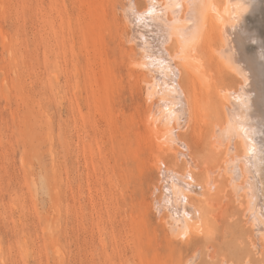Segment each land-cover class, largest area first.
Segmentation results:
<instances>
[{
  "label": "rangeland",
  "instance_id": "374dc122",
  "mask_svg": "<svg viewBox=\"0 0 264 264\" xmlns=\"http://www.w3.org/2000/svg\"><path fill=\"white\" fill-rule=\"evenodd\" d=\"M123 1L0 0V264H187L193 255H200L197 264H210L205 252L209 244L218 251L216 264L223 256L239 263L250 258L253 264H264V256L251 250L252 257L249 251L247 255L249 242L244 237L240 241L239 233L246 232L249 240L252 229L246 221L248 212L238 205L236 191L227 179L219 181L215 192L195 182L192 193L182 190L190 203L199 204L206 198L203 204L212 223L211 241L181 221L180 215L175 217L179 209L174 211L178 207L168 194L173 192L172 184L188 174L185 171L205 185L212 172L217 175L218 165L229 159L225 148H211V124L223 117L219 102L213 107L220 113L212 108L209 114L210 106L205 119L200 118L196 103L206 102L210 90L218 89L220 83L236 86L239 79L231 71L220 70L221 60L214 49L219 43L211 37L212 45H205L201 33L205 49L200 47L198 54L204 61L208 58L205 65L211 71L200 68L195 58V67L190 66L183 76L184 83H191L192 108L199 109L191 108L190 115L186 109L185 114L175 111L176 119L180 113V123L171 119L172 125L182 128L189 122L185 130L168 126L171 133L176 130L173 139L172 134H164L168 138L161 139V147L153 145L149 115L161 117L165 111L157 114L162 101L154 112L146 102L149 91L144 80L149 70L142 64L145 51L136 45L135 23L130 19L134 12L145 11L149 2L125 0L124 6ZM197 93L201 101L196 100ZM187 116L192 118L184 121ZM179 151L187 155L180 159ZM160 164L164 169L167 165L164 172ZM208 167L215 168L211 174ZM167 169L177 170L181 178ZM163 175H170V180L164 181ZM166 206L170 211L162 209ZM171 219H177L175 225L180 226ZM173 226L179 231L175 233ZM171 229L175 235L187 230L190 236L175 237ZM233 244L245 247H241L245 258ZM230 247L241 260L237 253L232 255Z\"/></svg>",
  "mask_w": 264,
  "mask_h": 264
},
{
  "label": "bare ground",
  "instance_id": "6f19581e",
  "mask_svg": "<svg viewBox=\"0 0 264 264\" xmlns=\"http://www.w3.org/2000/svg\"><path fill=\"white\" fill-rule=\"evenodd\" d=\"M127 1H129V0H127ZM124 2H126V1L124 0L122 5H124ZM148 2H149V5H147L148 7L145 11L137 12L134 9L136 11V13L133 11L135 15L134 14L132 15L133 12L130 13V15L133 16V18H131L129 16V14H128V16L135 23L134 28L136 30V33H135V31H133V32L137 35L136 36L137 40L136 39L135 40L138 43L136 45L142 46V49H144V51H145V55L143 57V59H145V60H143V61H145V63H142V64L144 65L145 68L146 67L148 68V70H149L148 73L150 72L149 76H148V73L146 71L145 76H147V77H145V78H147V82H146V79L144 80L145 83L148 84V85L146 84V87H148V89H146V90L149 91V92H147L148 94L146 93V95H149L148 101H146V102H149L150 105H153V107H154L153 112H154V109H157V107L155 105L158 104L157 106L159 108V106H160L159 103H161L160 101L163 102V104L161 105L162 108L160 106L162 111L160 109L159 110L157 109L158 113L155 111L157 114H159L160 112L163 113L164 111L167 113V111H169V114L168 113L166 114L167 117L165 116V112L163 114L165 117L161 113H160L161 117H160V115H156L155 113L152 114L151 117L149 115V120H148L149 123L148 124L151 126L152 132H151V130H148V129H147V131L148 132L150 131L151 133H153V135L150 134V138L153 139V140L151 139L152 140L151 142L154 143L153 145H157L158 148L161 147L160 142L164 141L161 139L168 138V137L164 138V134H167L166 136H169L170 134H172V136H171L172 138L171 137L170 138H171V140L173 139V133H175L176 130H173V132L171 133L170 130L172 128L169 130L168 126H169V128L174 126V125H172L173 120H171V119H174L177 121L180 118L179 115L181 113V110L186 109L188 114L190 115L191 112L193 111L192 109H195V108L199 109V107H194V106L192 108V105H195V104L192 102L193 99L191 101L192 96L190 93H192V92H190V91L192 89L189 91L190 86L188 87V85H190L191 83H190V81L188 82V80H187L188 85H187V83H184L183 82V76H184V74H187L189 72L188 68L190 66H192V63L195 64L196 60H197V62L200 60L199 62L201 63V65L198 62L199 67L200 66L204 67L207 72L211 71L210 67L205 65V63H206L205 61L208 58L206 57V59L204 61L202 55L198 54V53H200V51H199L200 47H201V49H205L204 44H202V42H204L205 39L207 40V42L205 41L206 42L205 45H208V43L212 42L210 40L211 37L216 38L217 42L219 43V47L218 48L213 47V48L215 50H217V52L219 54V55L217 54L218 55L217 60L218 61L221 60V61H219L221 63L220 66H222V67H219L220 70L222 69V72L223 71L224 72L231 71L229 73L232 74V72H233L237 76V78L239 79V83L236 86H235V84H236L235 83L233 86L227 87V85H225V86L222 85V83H223L222 82L219 84L220 87H217L218 89L213 87L208 94V100L206 99L207 100L206 102L204 100L202 102L203 103L202 105L200 103H199V105H198V103H196V102H198L196 100H200V101L202 100L200 98L201 96L199 97V93H197L198 96L196 95V97H199V99L197 98L195 100L196 101L195 103L197 104V106H200L201 110H199L200 111L199 114H200L201 119H205V116H206L205 114H207V112H209L208 109L210 106L211 107H210L209 114L211 113L212 108L215 110V108L213 106L217 105V103H216V105H213V104L215 102H219V105L221 106L220 112L222 111L221 113H223V115H222L223 117L219 116V118H221V119L218 121H214L213 124H211V125H213V126H211V127H213L212 134H211V145H212L211 148L215 149V151H222V149L225 148L228 152L227 154L226 153L225 154H226V156L229 155V157H228L229 159H226V160L224 159L226 162L224 161L225 163L223 165H218L220 167V169L216 164V166L218 167V170H219L216 176L213 175V172H212L215 168L210 167L212 169V170H210V168L208 167L209 168V174H211V172H212V175L209 179L210 181L207 180L208 183L205 182L206 183L205 185H203V183L201 184L196 179L195 175L192 172L189 173L190 171H185V173L188 172V174L186 173L187 177L184 178L185 177L184 175H186V174H183V177L181 178L182 174H181V176H179L180 174L177 175V173H179V172H177V173L175 172L177 170H175V171L171 170V172L173 171L177 175V179L181 178L180 181H178V182L176 181V183H174V185L172 184V186H173L172 191L173 192L168 193V194H170V196H172L171 198L169 197V200L174 201V203L173 204L170 203V205L172 204L173 206H176V208L178 207L174 211L177 210V212H178V209H179V212L177 214H175V217L178 219V217L180 215L179 218L182 219L181 221H184L187 225L189 224L190 225L189 227L194 226V229L196 228V232L199 236L204 237V239L205 238L209 239V241H211L210 239L213 237V232L211 231L210 226L212 225V223L209 225V222H211V219L208 218L209 214H207V212H206L207 209H206L205 205L203 204V202H204V200H206V198L203 199L201 203L199 202V204H196L194 202L190 203V200H187L188 198L185 200L184 196L187 195L188 192L192 193L191 189H193V191H194V188H192L194 186V182L196 184L197 183L200 184V188L201 187H203V189L206 188V191L209 190L211 192H213V191L215 192V191H217V189L219 187V184H220L219 181L225 178L228 180L229 185H231V188L233 189L232 191H234V190L236 191V195H237V199H238L237 202L239 201L238 205H240L242 207L245 206L246 212H248L246 214L248 217V219L246 221H247V224H249V226L251 227L252 233L249 234L250 235L249 240H247V237H245L246 235H244V234H246V232L243 233V231H241L243 234L238 232L240 234L241 238L243 239V237H244L246 240L245 241L243 239L240 241L241 242H243V241L249 242V244L248 243L247 244H248V247L250 246L249 248H251V249H248L246 246L247 255L249 254L248 251L250 252V250H251L254 252V254L262 255L261 257H263L264 256V0H148ZM129 3H127V4H129ZM129 12H131V11H129ZM201 33L203 35L205 34L204 36L202 35L203 36L202 42H201L202 36H200ZM209 35H211V36H209ZM207 36L209 37L208 39L205 38ZM214 38H212V39H214ZM214 41H215V39H214ZM210 44L212 45V43H210ZM214 44H216V43H214ZM213 48H211L210 50H212ZM130 51H128V52H130ZM197 55H199L200 57H198ZM209 57L211 58L210 55H209ZM195 58H196V60H195ZM219 58H221V59H219ZM143 61H141V62H143ZM207 61H210V59ZM219 62H218V64H220ZM134 64H136V63H134ZM139 64H137V65L139 66ZM142 64H140V66ZM143 65L141 67H143ZM133 66H135V65H133ZM194 67H195V65L192 66L191 69H193ZM199 67L197 66V69ZM197 69H196V71L199 74V70H197ZM213 73H211V76H210L211 79H214L215 75ZM235 75H234V77H235ZM191 76H189V77H191ZM186 77H188V75ZM188 79L191 80V78H188ZM198 80H199V78H198ZM215 80H213V82ZM195 81H197V80H195ZM203 82H204V80H203ZM214 84H212V86ZM195 85H196V83H195ZM214 86H216V85H214ZM203 90H201V91H203ZM202 95H203V92H202ZM146 97H148V96H146ZM206 97H207V93L205 94V97L203 96V99ZM145 100H147V99H145ZM216 100H218V101H216ZM157 102H159V103H157ZM163 107L165 110L163 109ZM217 108H218V106H217ZM166 109H167V111H166ZM151 110L152 109H150V111ZM175 111H177V112L180 111L179 115L177 114L178 119H176V112ZM197 112L198 111H196L195 113H197ZM216 112H219V111H216ZM148 113H149V111H148ZM151 113H149V114H151ZM184 114H185V111H184ZM209 114L207 115V117L209 116ZM214 114H216V113H214ZM214 114H213V116H214ZM168 115H169V117H168ZM182 115H183V113H182ZM192 115L195 116L196 114L193 113ZM217 115H215V116H217ZM184 116L185 115H183V118H185ZM196 116H195V119H198L199 117L197 116L198 117L197 118ZM146 117L148 118V116H146ZM189 117L192 118V116H189ZM189 117H188V119H184V121H186V120L189 121L190 120ZM163 118L164 119L167 118V120L163 121ZM183 118H181V120H183ZM216 118H218V116ZM201 119H200V121H201ZM214 120H216V119H214ZM178 122L180 123L179 120H178ZM188 123L189 122H187V125H188ZM146 124H147V122H146ZM148 124L145 125V126H147L146 128H148ZM185 124H186V122H185ZM175 126H174V128L177 130L179 129V131H180V129L185 130L184 127H186L184 125V127L180 128V127H178V124L176 125V123H175ZM200 130H202V129H200ZM177 134H178V132H177ZM177 134H175V135H177ZM151 135H152V137H151ZM141 136H142V134H141ZM178 138H180V136ZM176 139L174 140L175 143H176ZM166 140H165V142H167V144L169 145L168 142L170 139L167 141ZM179 140H183V139L180 138ZM179 140H178V143H179ZM185 141L183 143H185ZM174 142H170V143H172V146L175 144ZM163 144L166 145L165 143H163ZM184 145H186V144H184ZM184 145H182V146L184 147ZM188 145L189 144L187 143V146ZM176 146H178V145H176ZM179 146L182 147L181 145H179ZM171 148H172V150H176V149H173V147H171ZM171 148H169V149H171ZM183 149H180V150H183ZM188 149H190V148H188ZM50 150L52 151V149H50ZM177 150H179V149L177 148ZM185 150L187 151V149H184V151ZM181 153L179 151L178 155H181ZM186 153H188V152H186ZM186 153H185V156L187 155ZM189 154H188V156H189ZM155 155H157V154H155ZM182 156H184V155L182 154L181 156H179V158L181 159ZM189 158H191V157H189ZM154 160H156V159H154ZM189 160H192V159H189ZM161 162H163V159ZM192 163L190 164L191 166L193 165ZM157 164H159V163H157ZM163 164H165V162H163ZM196 165H197V163H196ZM157 166L159 167V166H161V164L157 165ZM176 166H177V164H176ZM193 166H192V168L195 167V166L194 167ZM197 167H198V165H197ZM161 168L164 169V166L163 167L161 166ZM166 168H167V165H166ZM171 168L172 167H170V169ZM192 168H191V170H194ZM165 169L164 170L161 169V170L164 172ZM170 169H167L166 172L169 173L170 171L168 172V170H170ZM186 169L189 170L188 168H186ZM166 172L164 173L165 175H167ZM216 172H217V170H216ZM165 175H163V176L165 177ZM168 176H170V175H168ZM168 176H167V178H168ZM207 176H209V175H207ZM167 178L164 179V181L167 180ZM207 178H209V177H207ZM168 180H170V179H168ZM171 181H172V179H171ZM165 184H167V183H165ZM170 185L168 184V186L167 185L166 186L169 187ZM189 185H191V188L188 187ZM229 185H228V187H230ZM166 189H168V188H166ZM169 189L171 190L170 187H169ZM184 189L188 190V191L185 190V192H187L185 195L183 194V191H182ZM235 191H234V193H235ZM164 193H165V191H164ZM172 193H174V195H172ZM168 194H167V196H168ZM163 195H166V194H163ZM214 195H215V193H214ZM202 196L204 198V193ZM187 197H189V196L187 195ZM161 199H162V201H163V199L165 200V198H162V197H161ZM157 201H159V200H157ZM157 201H155V202L162 204L161 202H157ZM175 201H176V203H175ZM167 202L169 203V201H167ZM159 204H156V208H157V206H159ZM174 204H176V205H174ZM208 204L211 205V207H212V203H208ZM170 205H169V207H170ZM164 207L162 209L167 210L168 206H166V208H164ZM159 208L161 209L160 206H159ZM223 208H224V206H223ZM167 211H170V209ZM171 212H172V210H171ZM209 213H210V211H209ZM167 215H168V213H167ZM172 216H173V214H172ZM172 216H170V217L172 218ZM175 217H173V218L175 219ZM177 219H176V221H177ZM171 220H173V219H171ZM171 220H169L170 222L167 220L169 222V224H171ZM176 221L173 220V222H174L173 225H175ZM181 221H179V222L181 223ZM182 224H183V222H182ZM177 225H175V226H177ZM178 226H180V225H178ZM189 227H187V229ZM174 229H175V233L177 231H179L177 229V227H174ZM171 230H173V229H171ZM191 230H192V228H191ZM180 231L183 232V230H180ZM173 232H174V230L172 231V233ZM170 233H171V231H170ZM175 233H173V234L175 235ZM180 233L181 232H179V234ZM186 233L188 234L187 230H186ZM186 233L183 232V234H180V235L183 236V235H186ZM194 234H195V232H194ZM176 235H175V237H176ZM236 235H237V233H236ZM189 236L190 235L188 234V237ZM237 236H239V235H237ZM184 237L185 236H183L182 238H184ZM235 238H240V237H235ZM237 240H239V239H237ZM213 241H214V239H213ZM206 242H208V240ZM234 242H236V240ZM211 243L213 244V242H211ZM238 244H239V242H238ZM242 244H244V243H242ZM239 245H241V244H239ZM239 245L237 247L235 244H233V247L235 246L234 248L237 249L240 247ZM240 248H239V250L238 249L237 250L240 251ZM205 249H206L205 252L209 258V259L207 258V260H210L208 262H210V264H216V262H218L216 260L218 258L217 257L218 253H217V256L215 253L218 251L216 250V252H215L213 249V245H211V244L207 245V247H205ZM243 249H245L244 246H243ZM243 249L241 248L242 252L244 251ZM232 250H233L232 251L233 254H232V252H231V254L236 257L237 255H234V253L236 254L238 251H236L235 249H232ZM196 251H198V249ZM196 251L194 254H197ZM242 252L240 251V253H242ZM245 252H246V250H245ZM251 253L252 252H250V254ZM237 254L239 257L240 254L239 253H237ZM241 255H242V257H244L243 255H246V254H244V252H243ZM252 255H253V253L251 254V257H252ZM199 256L200 255H193V257H189L190 259L188 258L187 264H197V260H198ZM239 259L241 260L242 258L239 257ZM237 260H234V259L232 260V259H229V258L223 256L221 259L222 262H220V263L230 264L229 262H234L235 264H253L252 260H250V258H246V260L242 263H239L238 262L239 260L238 261ZM262 260L264 261V258Z\"/></svg>",
  "mask_w": 264,
  "mask_h": 264
},
{
  "label": "snow or ice",
  "instance_id": "6c2138e0",
  "mask_svg": "<svg viewBox=\"0 0 264 264\" xmlns=\"http://www.w3.org/2000/svg\"><path fill=\"white\" fill-rule=\"evenodd\" d=\"M188 187L191 188V185H189Z\"/></svg>",
  "mask_w": 264,
  "mask_h": 264
}]
</instances>
